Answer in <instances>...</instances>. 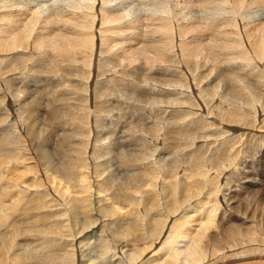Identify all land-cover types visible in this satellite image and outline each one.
I'll return each instance as SVG.
<instances>
[{"label": "bare ground", "instance_id": "bare-ground-1", "mask_svg": "<svg viewBox=\"0 0 264 264\" xmlns=\"http://www.w3.org/2000/svg\"><path fill=\"white\" fill-rule=\"evenodd\" d=\"M263 7L0 0V264H220L262 244L258 202L227 239L204 236L230 201L222 172L255 183L240 155L264 143ZM135 74L143 130L117 137Z\"/></svg>", "mask_w": 264, "mask_h": 264}, {"label": "rangeland", "instance_id": "rangeland-1", "mask_svg": "<svg viewBox=\"0 0 264 264\" xmlns=\"http://www.w3.org/2000/svg\"><path fill=\"white\" fill-rule=\"evenodd\" d=\"M134 4H137L138 5L137 2H134V3H131L129 5V7H132ZM261 9H264V7L261 8ZM141 72H142V75L141 76H143V71H141ZM135 76L138 77V74H135L134 75V77L132 78V81H133L132 83H129V85H127L124 89L121 88L120 92L118 91V96L116 98L118 100H120L121 102H126L124 104V106H126L127 108L123 110V115L120 118H118L119 120H118V123L116 124L117 125V129H116L115 134L118 133L117 130H120V129L126 127V126H129L130 128H133L136 125L137 126V129L143 130V112L142 111L144 110L145 105H147L149 103V100H148L149 97L146 96V93L148 94L149 91H148V86H141L142 85V82H140V81L139 82L137 81V83L135 82L136 81L135 80V78H136ZM41 95H42V93H41ZM46 110L47 109L45 107H43V105H42L41 108L38 110V113L43 116V115H45ZM135 115H137V116H135ZM132 116H134V117H132ZM168 127H169V125H166V127H164V129L165 128L167 129ZM166 129L164 131L165 132L164 135L163 134L161 135L162 136L161 145H163V147L165 146L166 151L169 149L168 151L171 152V150H170L171 149L170 148L171 147L170 146V142L168 141L167 138H165L167 136H170L171 134L165 135L166 134ZM110 131H111V129H110ZM99 135L101 136V133ZM119 135L120 134H117V137ZM207 145L210 146V144L207 143L205 147H207ZM261 145H259L260 146L259 149H257V148L254 149L255 146L253 148H251L252 150L254 149L255 151L254 152H250V154L249 155H246V156H245V153L247 151H245V149H243V152L240 155V159L245 158L248 161L249 164L247 163V165H246L247 167L251 163H254L253 164V167L250 166V168L247 169L246 172H248V171L249 172H253L252 174L254 176H252V178L249 179V180H253L255 183L248 182V180L247 181H243V180L239 179L240 178L239 177L240 176L239 175L240 173L237 174V175H235V177L233 176L229 181H227V180L225 181L223 179V178H225V177H223V175L225 176L226 173L227 174L230 173L229 171L231 169H227L226 171L224 170L222 172L223 174L220 177L221 183H222V185H224V188H222V189H224L223 192L225 194H228L229 195L230 201H229V204H228V208L224 205L225 202L223 203V206H222L223 208H222V211H221V216L219 214L215 218V220L213 221V224H212L211 228L210 227L209 228L207 227V233L204 236V237H206V239L204 241L205 242L204 245L207 246L206 243H214V242H219L220 240L227 239L229 237L228 235L230 234L231 231H233L235 228H239L242 223H245V222H243L244 221L243 218H241L243 216L242 212L245 211L246 212L245 214L251 215V213L249 212V210L251 209V207L252 208L255 207V205H256L255 203H257V202L259 203L257 205L256 210H255V213L256 212L257 213L256 214L254 213L255 215H253V218L255 220H259L258 223H257V229L258 230H257V233L255 235L257 237L262 238L264 240V230L262 232V229L264 228V172H260V175H259V173H257V171H255L257 169H262L264 171V148H263L264 147V143L261 144ZM252 150H250V151H252ZM240 168H241V171L244 170V169H242V167H240ZM214 172L215 171L213 170V172H211V174L214 173ZM180 174H179V176H182L183 175V173H180ZM236 177H238V178H236ZM121 178L123 180V178H125V177L121 176ZM234 179H239V180L236 181ZM233 184H237V189H236V192L234 191L235 193H230V187L233 188V186H234ZM28 185H31V183H26L22 187H25V186H28ZM226 188L229 191H226ZM122 195H123V193H122ZM202 201H204V199ZM246 205H250V206H248V208H247ZM236 208H239V211H237ZM244 208H245V210H244ZM251 210H253V209H251ZM235 211H237V212H235ZM225 213H227V214H225ZM245 217L246 218H249V216H245ZM195 218L197 220L194 222V224L191 223L190 224L191 226L188 229L195 228L196 224H198V220L201 217H195ZM258 224H260V225H258ZM216 233H219L220 234V239L217 238V234ZM262 235H263V237H261ZM255 238L256 237H252L251 240L249 239V241L245 245V249L246 250H247L248 247H249V249H251V247H253L254 250L252 249V251L246 253L247 254L246 256L244 254V256L241 257L242 259L241 258H238L239 260L238 259L237 260L236 259H231L232 261L229 260L228 263H220V264H244L245 262H248L251 259H252V261L253 260L254 261H256V260H262V262H264V241H263L262 244L257 245V241L258 240H255ZM254 243H255V245H254ZM257 248L258 249L260 248V250H257V252H256L255 250ZM249 254H251V255H249ZM257 254H258V256H257ZM205 263L206 264H212V261H211V259H209V260H206V262H204V264Z\"/></svg>", "mask_w": 264, "mask_h": 264}]
</instances>
